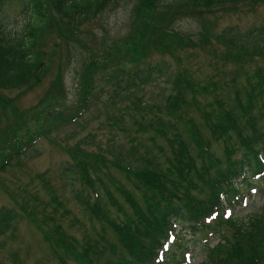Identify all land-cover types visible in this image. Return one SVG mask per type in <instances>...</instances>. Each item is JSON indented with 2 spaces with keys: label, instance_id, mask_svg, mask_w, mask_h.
Returning <instances> with one entry per match:
<instances>
[{
  "label": "trees",
  "instance_id": "16d2710c",
  "mask_svg": "<svg viewBox=\"0 0 264 264\" xmlns=\"http://www.w3.org/2000/svg\"><path fill=\"white\" fill-rule=\"evenodd\" d=\"M5 1L10 0H0V9ZM225 1L229 0H138L132 18L137 15L134 24L141 22L143 27L144 22L145 28L142 30L137 26L135 35L128 33V38L132 35L134 38L125 41L129 42L127 49L138 47L139 42L140 45L143 40L154 38L157 33L163 38L167 32L164 29L158 31L157 27L160 19L170 17L169 8L178 7L175 9L177 13L181 9H188V4H210V7L211 4ZM110 2L22 0V10L27 17L23 35L10 39L0 26V104H6L10 99L2 97L1 90L24 89L32 81L39 80L37 78H40L45 65L41 49L46 31L53 28L65 41L72 39V36L77 39V26L91 20L92 15L101 12ZM249 2L252 7L259 4L258 0ZM213 27L209 25L205 32L217 38L221 48L217 46L215 49V55L220 52L219 59L212 54L213 59H209V64L213 62L215 68L221 69L220 64L225 65L227 61L233 68L230 77H221L220 72L217 78H204L206 81L194 79L193 73L198 70V66L182 62L175 67L176 71L169 73H166L161 62L155 66L147 65L146 70L126 68L123 70L127 73L125 81L124 77L119 79L123 71L115 69L113 73H119L115 84L122 90L116 89L111 96L113 109L124 106L127 93L137 83H146L148 78L156 81L166 75L167 81L171 82L170 92L165 93L167 89L161 87L160 103L138 95L125 104L128 106L127 111L108 118L112 129L118 127L126 132L132 141L129 147L123 143L119 132L111 135L113 144H97L95 150H90L93 144L85 140L71 147L74 165L65 167L64 179L69 182L82 214H88L91 219L95 217L109 231L112 230L116 242H111L106 235H101L104 237L101 240L97 236L77 242L60 227H55L50 233L47 230L42 232L34 224L41 234L44 233L43 238L56 256L58 247L64 248L76 263L81 264H93L96 259L101 264L103 256L106 259L103 264H182L185 261L184 254L189 249L185 240L188 233L196 241L205 232L201 245L205 258L200 264H264V201L246 217L242 214L240 217L235 212V206L241 204L244 185L253 183L251 176L262 174L261 181L264 179V24L245 30L235 29L232 25L220 32L213 31ZM180 38L181 45H193L192 39L188 41L183 36ZM113 46L111 48L117 55L120 52L117 41ZM147 53L138 60L144 59ZM115 54V60L121 58H116ZM90 69L88 64L80 78L83 95L80 109L87 106V101L92 97L90 90L96 86L94 78L85 79ZM59 80L62 97L64 88L62 79ZM121 81L127 85L126 88ZM204 93L207 96L202 102L197 94ZM194 101L206 104L204 108L199 107L204 117L202 125L191 119ZM129 109L133 110L132 122L126 124L125 117ZM82 112L79 110L63 123L75 122ZM64 118L60 113L56 120L63 121ZM41 126L38 124L37 128ZM206 128L223 139V156H215L212 152V145L203 134ZM42 130L43 127L28 142L22 141L14 153L6 155L0 167L7 165L8 159L23 152L31 143H36L43 134ZM237 134L238 145L232 141V136ZM240 148L243 150L235 156L234 153ZM108 154L111 156L108 157ZM103 164L105 167L114 165L124 171L132 181L131 188L110 173L105 179L102 176ZM91 168L96 173L92 178L89 174ZM101 176L104 178V182L101 179L103 183L99 180ZM76 180L90 189L94 187L97 193L99 185H102L107 196L90 201L89 193L85 195L82 192L84 190L76 186ZM109 185H113L123 195L125 204L120 203ZM196 190L200 194H195ZM30 199L37 202L32 196L29 199L22 198L20 203L16 202L28 218L34 215L29 214L24 207L26 205L29 208ZM111 205L119 208L117 215L112 214ZM230 206L233 212L225 216ZM213 213H216L214 217ZM19 219V214L13 209L0 215L4 229L15 225ZM184 231L186 236L182 233ZM172 234L175 236L174 241L164 251ZM213 237L217 242L213 243ZM160 252L164 253L163 260L159 258ZM60 256L66 258L63 253Z\"/></svg>",
  "mask_w": 264,
  "mask_h": 264
},
{
  "label": "rangeland",
  "instance_id": "374dc122",
  "mask_svg": "<svg viewBox=\"0 0 264 264\" xmlns=\"http://www.w3.org/2000/svg\"><path fill=\"white\" fill-rule=\"evenodd\" d=\"M110 1L101 12L97 11L92 15L91 20H86L85 23L77 26V39L72 36V39L65 41L53 28L46 31L41 49L45 65L40 78H37L39 80L32 81L24 89L1 90V96L10 99L8 103L0 104V162L6 155L14 153V149L17 150L22 141L28 142L33 138L42 127L43 134L36 143H31L27 149L22 150L23 152L8 159L7 165L0 167V215L13 209L20 217L15 225L7 229H4L0 222V264H81L76 263L64 248L56 247L58 252L56 256L49 243L43 238L44 233L41 234L37 227L42 232L47 230L50 233L55 227H60L77 242L87 238L95 239L97 236L101 240L105 235L111 242H116L112 230L109 231L108 227L99 223L95 217L91 219L88 214H82L79 205L76 204L69 182L64 179L65 167L74 165L72 160L74 155H71L70 149L84 140L90 144L92 142L93 145L89 144L90 150L91 148L95 150L97 144L105 146L113 144L110 137L116 132H119L123 143L129 147L132 141L126 132L118 127L112 129L108 118H114V115L127 111L128 106L126 107L125 104L130 103L131 99L137 98L138 95L148 101L160 103L161 87H165L167 89L165 93H169L171 82H168L166 75H163L156 81L148 78L146 83H137L134 89L127 93L128 98L124 106L113 109L111 96L120 88L115 84L116 76L119 74L113 73L115 69L146 70L147 65L155 66L161 62L166 73H169L176 71L175 67L182 62L186 65L198 66V70L193 73L194 79L206 81L204 78H217L220 72L221 77H230L233 68L227 61L225 65L220 64L221 69L215 68L216 64L213 62L209 64V59H213L212 54L215 55L216 47L221 48V46L217 38L208 36L205 32L206 28L214 25L213 31L220 32L223 28L232 25L235 29L245 30L254 25L264 24V0H258L259 4L253 7L249 0H229L221 4H211L210 7L208 6L210 4H188L186 6L188 9H181L177 13L175 9L178 7L169 8L170 17L160 19L158 31L164 29L167 32L163 38L157 33L154 38L143 40L140 45L139 42L138 47L127 49L129 42L125 41L134 38L137 26L142 30L145 28L144 22H142L143 27L140 25L141 22L134 24L137 15L132 18L138 0ZM22 9V0L5 1L0 9V26L10 39L22 36L25 31L27 17ZM204 23L208 25L205 26ZM129 32L133 35L128 38ZM182 36L188 41L192 39L193 45L189 46L188 43L181 45L179 40ZM116 41L120 51L117 55L111 48ZM217 51L219 52V49ZM145 53H147L145 58L139 61L138 59ZM114 54L116 58L120 56L121 58L115 60ZM215 57L219 59L220 52ZM136 60L139 61L137 66L133 65ZM88 64L91 69L85 79L88 81L94 78L96 86L94 90H90L92 97L87 101V106L80 109L83 98L80 78ZM166 66H168L167 70ZM119 76L120 80L124 77L125 81L127 73L123 71ZM59 79H62L64 88L62 97ZM124 81H121V84L126 88ZM205 93L197 94L202 102L206 99ZM192 96L197 98L196 95L192 94ZM205 106V103L194 101L190 111L192 121L200 125L204 123L199 107ZM79 110L84 112L75 118V122L63 123L74 117ZM131 112L133 110L129 109L125 117L126 124L132 122ZM60 113L65 117L63 121L56 120ZM38 124L42 125L39 129ZM203 134L212 145L215 156H223L225 148L223 139L215 136L207 128ZM238 140V134L232 136V141L237 145ZM242 150V148L238 149L234 155L238 156ZM110 156L111 154H108V157ZM93 171L94 169L91 168L89 172L91 178L96 176ZM102 171L105 179L110 173L131 188L132 181L127 174L114 165L105 167L103 164ZM102 176L99 180L104 182ZM255 179L260 181L261 178ZM257 181L247 186L244 191L245 198L235 207V212L240 217L241 214L246 217L264 201V188L260 189L264 185V179L261 183ZM76 182V186L83 189L85 195L89 193L90 201L93 199L98 201V197L107 196L102 185H99L97 193L94 187L90 189L79 180ZM109 189L119 197L120 203L125 204L123 195L117 192L113 185L112 187L109 185ZM195 194L200 193L196 190ZM30 196L37 199V202L30 199L29 208L24 205L29 214L34 213L28 218L17 207L16 202L20 203L22 198L29 199ZM111 210L114 215L119 213L117 206L111 205ZM185 232H182L184 236H186ZM204 235L205 232L195 241L194 236L188 233L185 240L189 249L186 252L191 255V260L187 261V264H200L205 258L201 247ZM212 241L215 243L217 239L214 238ZM62 253L66 258L58 257ZM97 261L98 259L93 264H100ZM105 261L103 256L101 264Z\"/></svg>",
  "mask_w": 264,
  "mask_h": 264
}]
</instances>
